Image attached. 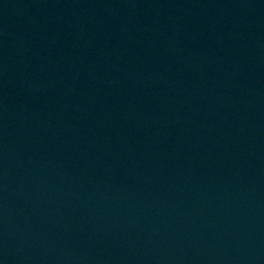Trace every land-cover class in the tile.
<instances>
[{"label":"water","instance_id":"95a60500","mask_svg":"<svg viewBox=\"0 0 264 264\" xmlns=\"http://www.w3.org/2000/svg\"><path fill=\"white\" fill-rule=\"evenodd\" d=\"M0 264H264V0H0Z\"/></svg>","mask_w":264,"mask_h":264}]
</instances>
